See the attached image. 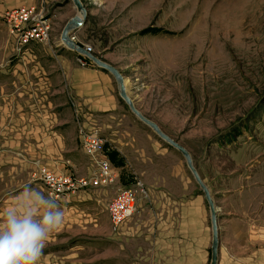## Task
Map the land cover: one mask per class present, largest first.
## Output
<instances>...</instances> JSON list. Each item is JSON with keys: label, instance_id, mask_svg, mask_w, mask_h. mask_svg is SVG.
<instances>
[{"label": "rangeland", "instance_id": "1", "mask_svg": "<svg viewBox=\"0 0 264 264\" xmlns=\"http://www.w3.org/2000/svg\"><path fill=\"white\" fill-rule=\"evenodd\" d=\"M81 1L87 12L104 1L112 6L110 11L101 10L104 15L96 21L103 28L115 25L125 34L134 27L153 35L148 42L121 45L138 31L117 34L103 38L98 49L104 54L121 45L118 53L126 55L129 68L138 69V107L187 148L221 220H245L251 225L253 249L264 247V0ZM131 6L140 9V15L127 16ZM92 41L88 40L94 50ZM153 43V52H145ZM135 49L149 55L147 66L140 57L127 58ZM108 119L114 126L96 129L107 140L118 177L112 186L91 188L103 202L99 214L107 212L105 204L119 186H132L137 180L144 188L167 184L173 195L186 188L188 200L202 197L209 213L178 150L126 104ZM148 196L137 191L139 201ZM59 241L47 243L43 254L50 260L43 263L42 256L40 264H66ZM87 252L84 259L98 256V247Z\"/></svg>", "mask_w": 264, "mask_h": 264}, {"label": "crops", "instance_id": "2", "mask_svg": "<svg viewBox=\"0 0 264 264\" xmlns=\"http://www.w3.org/2000/svg\"><path fill=\"white\" fill-rule=\"evenodd\" d=\"M21 5L47 12L52 24L47 42L23 44L8 32L4 13ZM99 6L88 12L82 27L75 31L76 41L91 45L88 40H93V54L122 73L128 81V95L145 114L137 104L141 98L135 86L138 69L129 68L124 61L126 55L119 54L118 48L130 42H148L153 35L134 27L125 34L118 33L115 25L103 28L96 21L104 15L101 10L110 11L112 6L105 1ZM139 12L131 6L126 15L135 18ZM75 13L70 0H0V212L24 185L45 193L41 182L32 177L39 165L74 176L88 175L93 165L83 153L79 129L112 127L108 118L124 109L113 75L88 60L79 63L78 54L61 43V31ZM137 31L138 36L127 38ZM117 34L125 35L126 40L103 54L98 49L101 40ZM146 47L145 52H153L154 43ZM134 57L149 64V55H140L139 49L127 58ZM145 188L148 198L141 199L136 212L117 226L107 212L99 214L104 207L94 189L56 200L65 211V221L50 240H60L65 263L210 264L212 233L203 198L189 201L186 188L173 195L167 184ZM218 235L217 264H264V247L253 249L251 225L245 220L219 217ZM97 247L98 256L84 259L88 250ZM42 256L46 257L45 253ZM49 260L46 257L42 262Z\"/></svg>", "mask_w": 264, "mask_h": 264}, {"label": "built area", "instance_id": "3", "mask_svg": "<svg viewBox=\"0 0 264 264\" xmlns=\"http://www.w3.org/2000/svg\"><path fill=\"white\" fill-rule=\"evenodd\" d=\"M4 17L8 32L17 36L20 43L49 40L52 24L44 8L35 10L33 6L21 5L6 11ZM70 37L76 41L75 32H72ZM82 46L87 52L93 53L89 44H82ZM77 59L81 64H85L88 60L80 54ZM78 134L83 153L93 165L88 175L74 176L70 173L55 172L40 165L32 173V177L43 185L46 195L56 200L70 199L81 191L106 188L116 183L118 176L108 155L109 147L106 139L97 129L80 128ZM138 190L143 193V196H148L147 190L139 180L132 186L117 188L106 206L113 226H117L136 212L139 201Z\"/></svg>", "mask_w": 264, "mask_h": 264}, {"label": "clouds", "instance_id": "4", "mask_svg": "<svg viewBox=\"0 0 264 264\" xmlns=\"http://www.w3.org/2000/svg\"><path fill=\"white\" fill-rule=\"evenodd\" d=\"M64 221L65 211L54 197L24 185L0 212V264H40Z\"/></svg>", "mask_w": 264, "mask_h": 264}, {"label": "water", "instance_id": "5", "mask_svg": "<svg viewBox=\"0 0 264 264\" xmlns=\"http://www.w3.org/2000/svg\"><path fill=\"white\" fill-rule=\"evenodd\" d=\"M75 7L76 13L73 15L64 25L61 34L60 40L61 43L66 46L67 48L75 51L77 54L83 55L87 58L90 62L94 65L103 68L110 72L117 84L118 92L120 97L123 99L125 104L127 105L128 109L144 124L150 127L162 140L167 142L173 148L178 150L182 157L184 158L187 167L189 168L195 182L197 183L198 187L201 189L205 201L207 202L208 209H209V216H210V224H211V246H210V264H217L218 258V246H219V235H218V219H219V208L215 204V200L211 194V191L207 184L202 180L201 176L199 175L197 169L193 164V159L191 154L187 150L185 146L180 144L178 141L173 139L171 136L166 134L159 125L146 117L134 104L132 98L128 95L127 92V83L128 81L125 80L122 73L112 64L102 60L98 56L93 53L87 52L84 47L73 40L70 37L72 32L77 31L82 27V24L87 18L88 12L86 7L83 5L81 0H70Z\"/></svg>", "mask_w": 264, "mask_h": 264}, {"label": "trees", "instance_id": "6", "mask_svg": "<svg viewBox=\"0 0 264 264\" xmlns=\"http://www.w3.org/2000/svg\"><path fill=\"white\" fill-rule=\"evenodd\" d=\"M238 135H240V134H238ZM110 157V156H109Z\"/></svg>", "mask_w": 264, "mask_h": 264}]
</instances>
